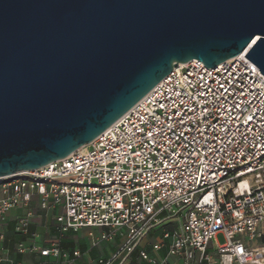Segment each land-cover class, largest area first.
<instances>
[{"label":"built area","instance_id":"built-area-1","mask_svg":"<svg viewBox=\"0 0 264 264\" xmlns=\"http://www.w3.org/2000/svg\"><path fill=\"white\" fill-rule=\"evenodd\" d=\"M246 54L179 63L91 143L1 176L0 240L18 207L15 231L36 239L38 205L59 235L17 249L57 264L82 255L61 247L82 230L120 240L98 264H264V74Z\"/></svg>","mask_w":264,"mask_h":264},{"label":"water","instance_id":"water-1","mask_svg":"<svg viewBox=\"0 0 264 264\" xmlns=\"http://www.w3.org/2000/svg\"><path fill=\"white\" fill-rule=\"evenodd\" d=\"M243 51L264 0H0V177L91 143L179 63Z\"/></svg>","mask_w":264,"mask_h":264},{"label":"crops","instance_id":"crops-1","mask_svg":"<svg viewBox=\"0 0 264 264\" xmlns=\"http://www.w3.org/2000/svg\"><path fill=\"white\" fill-rule=\"evenodd\" d=\"M35 211L36 215L33 219L32 230L38 232V236L34 240L15 231L16 219L24 212V208H15L8 214L2 227L5 238L0 240V264H57L54 258L41 256L38 251L20 252L17 249L20 242H24L27 246L31 243H37L44 247L49 245L50 241L59 235L54 227L52 212L46 214L40 210L38 205L35 206ZM158 235L159 231L154 232L150 239L152 240ZM119 241L120 240H118V242ZM61 247L63 250L70 253H72L74 249H79L81 251L82 255L76 259L75 264H98L101 258H105V256L100 257L98 261H96V259L90 256L89 252L94 247L91 245V239L88 236L87 230H82L77 233L68 232L62 239ZM107 257H109V255Z\"/></svg>","mask_w":264,"mask_h":264},{"label":"rangeland","instance_id":"rangeland-1","mask_svg":"<svg viewBox=\"0 0 264 264\" xmlns=\"http://www.w3.org/2000/svg\"><path fill=\"white\" fill-rule=\"evenodd\" d=\"M225 241V235L220 232L216 235V239L213 241V243L215 244V242H218L219 244H223ZM117 243H119L118 240L113 242L102 241L98 246L92 248L89 254L92 258L96 259V261H98L100 257L105 256L106 258L108 255H110L111 251L117 247Z\"/></svg>","mask_w":264,"mask_h":264}]
</instances>
